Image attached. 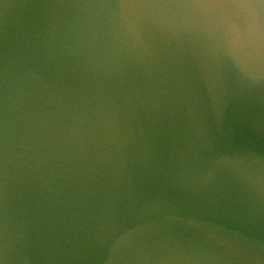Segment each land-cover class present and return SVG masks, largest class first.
Wrapping results in <instances>:
<instances>
[{
  "label": "water",
  "instance_id": "obj_1",
  "mask_svg": "<svg viewBox=\"0 0 264 264\" xmlns=\"http://www.w3.org/2000/svg\"><path fill=\"white\" fill-rule=\"evenodd\" d=\"M0 264H264V0H0Z\"/></svg>",
  "mask_w": 264,
  "mask_h": 264
}]
</instances>
